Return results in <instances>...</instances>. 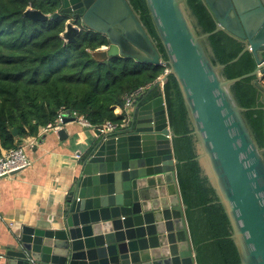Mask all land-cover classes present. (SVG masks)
<instances>
[{
  "label": "water",
  "instance_id": "obj_1",
  "mask_svg": "<svg viewBox=\"0 0 264 264\" xmlns=\"http://www.w3.org/2000/svg\"><path fill=\"white\" fill-rule=\"evenodd\" d=\"M187 1L144 0L166 60L127 0H62L50 18L33 10L23 14L32 22L66 15L65 43H75L82 30L104 36L108 46L91 53L96 62L121 56L166 70L131 106L122 128L109 133L86 128L93 136L78 155L55 215L22 225L5 251L6 264H195L186 207L175 192V134L161 93L169 76L186 111L194 161L228 220L238 264H264V149L232 91L237 82L255 78L264 110L258 80L264 74V0H201L215 22L210 33L199 31ZM217 32L242 45L230 63L253 54V72L233 79L223 75L225 65L215 60L208 40ZM73 122L63 116L61 141L67 138L63 126ZM10 132L17 136L16 128Z\"/></svg>",
  "mask_w": 264,
  "mask_h": 264
},
{
  "label": "trees",
  "instance_id": "obj_2",
  "mask_svg": "<svg viewBox=\"0 0 264 264\" xmlns=\"http://www.w3.org/2000/svg\"><path fill=\"white\" fill-rule=\"evenodd\" d=\"M127 2L161 58L166 60L144 0ZM187 2L199 31L212 32L215 22L201 0ZM61 7L62 0H0V151L16 148L23 139L37 136L39 129L54 123L59 114L67 117L76 113L93 127L106 122L119 125L124 114H115L114 108H121L123 98L138 88L149 86L146 95L166 70L165 66L121 56L106 64L96 62L91 53L108 46L104 36L82 30L75 43H65L61 34L68 21L66 15L46 22H32L23 16L27 10H33L50 18ZM208 40L215 60L225 65L226 78L249 74L256 68L251 52L230 63L242 51V45L225 33H214ZM254 79L237 82L232 91L238 104L247 110L248 124L259 147L264 149V110ZM258 80L264 88V77ZM157 94L152 92L151 96ZM162 95L169 127L175 134L173 155L179 162L176 177L186 207L191 245L196 251L195 264H238L228 220L194 161L186 111L172 76L163 85ZM12 128L17 130L16 137L10 132Z\"/></svg>",
  "mask_w": 264,
  "mask_h": 264
},
{
  "label": "crops",
  "instance_id": "obj_3",
  "mask_svg": "<svg viewBox=\"0 0 264 264\" xmlns=\"http://www.w3.org/2000/svg\"><path fill=\"white\" fill-rule=\"evenodd\" d=\"M63 128L65 140L59 139L58 131L41 133L36 146L26 150L30 166L0 178V264H6L5 251L13 245L22 225L32 226L36 220L48 221L55 215L76 174L78 155L85 151L93 133L75 122ZM176 187V195L182 202L177 178ZM183 214L186 220L185 211Z\"/></svg>",
  "mask_w": 264,
  "mask_h": 264
},
{
  "label": "built area",
  "instance_id": "obj_4",
  "mask_svg": "<svg viewBox=\"0 0 264 264\" xmlns=\"http://www.w3.org/2000/svg\"><path fill=\"white\" fill-rule=\"evenodd\" d=\"M260 65H264V60H262ZM260 77H264V74H259L258 79ZM158 79H160V77ZM148 87L149 86L141 87L127 94L123 98V106L121 108L120 107L114 108L115 114L117 113L119 115H121L122 113L124 114V119L122 123L119 125L106 122L100 127H93L83 117L77 116L76 113H72L71 116L68 115L67 117L73 118L75 123H77L78 125L84 128H91L93 130H99L102 133H109V132L116 131L125 125L127 114L131 106L135 102H139L143 98ZM162 90H163V85L161 86V93H162ZM62 118H63V114H59L54 123H49L45 127L40 128L37 136L23 139L21 141V144L18 147L9 149V150H1L0 151V178L11 176L12 173L20 172L26 169L27 167H29L30 161L26 155V150L32 149L36 146L37 138L38 136H40L41 133L46 134L48 132L59 131L63 125ZM169 139L171 140L170 136H169Z\"/></svg>",
  "mask_w": 264,
  "mask_h": 264
},
{
  "label": "flooded vegetation",
  "instance_id": "obj_5",
  "mask_svg": "<svg viewBox=\"0 0 264 264\" xmlns=\"http://www.w3.org/2000/svg\"><path fill=\"white\" fill-rule=\"evenodd\" d=\"M69 20V19H68Z\"/></svg>",
  "mask_w": 264,
  "mask_h": 264
}]
</instances>
